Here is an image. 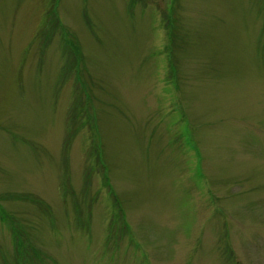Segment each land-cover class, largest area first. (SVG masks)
Returning a JSON list of instances; mask_svg holds the SVG:
<instances>
[{"label": "rangeland", "instance_id": "obj_1", "mask_svg": "<svg viewBox=\"0 0 264 264\" xmlns=\"http://www.w3.org/2000/svg\"><path fill=\"white\" fill-rule=\"evenodd\" d=\"M0 264H264V0H0Z\"/></svg>", "mask_w": 264, "mask_h": 264}, {"label": "trees", "instance_id": "obj_2", "mask_svg": "<svg viewBox=\"0 0 264 264\" xmlns=\"http://www.w3.org/2000/svg\"><path fill=\"white\" fill-rule=\"evenodd\" d=\"M62 30H65V29H64L63 26L61 25V31H62ZM62 34H63V36H68V32H67V31H66V33H65V32L63 33V32H62Z\"/></svg>", "mask_w": 264, "mask_h": 264}]
</instances>
